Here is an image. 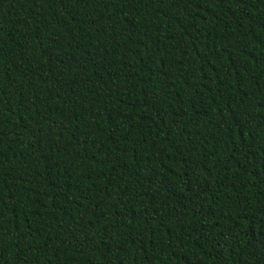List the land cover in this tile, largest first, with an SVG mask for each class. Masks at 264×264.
I'll return each instance as SVG.
<instances>
[{
	"label": "trees",
	"instance_id": "16d2710c",
	"mask_svg": "<svg viewBox=\"0 0 264 264\" xmlns=\"http://www.w3.org/2000/svg\"><path fill=\"white\" fill-rule=\"evenodd\" d=\"M0 264H264V0H0Z\"/></svg>",
	"mask_w": 264,
	"mask_h": 264
}]
</instances>
